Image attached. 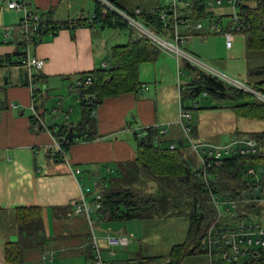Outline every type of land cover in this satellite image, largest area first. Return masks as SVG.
<instances>
[{
	"label": "crops",
	"instance_id": "obj_1",
	"mask_svg": "<svg viewBox=\"0 0 264 264\" xmlns=\"http://www.w3.org/2000/svg\"><path fill=\"white\" fill-rule=\"evenodd\" d=\"M11 1L0 0V58L10 56L0 66V83H3L0 85V264H16L8 261L6 246L20 239L16 222L18 208L40 207L46 234L53 228L57 232L73 218L83 216L73 214L74 203L82 194L92 197L94 192H100L101 186L98 187L106 169L137 158L145 129H160L173 143L186 137L179 123L183 111L182 86L186 79L180 71V58L171 51L162 50L154 60L140 64L138 92L106 97L90 115L92 128L86 129L95 131L98 138L78 140L63 159L55 158L59 147L53 130L64 123L79 125L89 114V106L75 92L74 84L81 74L104 67V63L111 61L112 48L129 43L137 33L125 26L92 22L98 0H26L33 10L52 12L55 26L58 25L32 44L31 55L44 59L45 66L40 71H30L18 62L19 52L23 50V39L18 32L22 13L8 7ZM210 1L205 10L208 30H204V26L191 27L189 23L180 25L182 48L185 41L193 42V52L185 50L200 57L212 55L213 50L205 41H193L195 36L202 39L214 36V12L216 14L220 7H212ZM192 2L126 0L125 4L145 14L176 4L181 16H189ZM217 17L216 23L223 28L232 27ZM7 28L9 37L6 36ZM226 48L231 49L227 43ZM244 73L248 74V69ZM39 90L44 100L39 115L51 131L33 121L35 95ZM64 94H68L64 99V111L55 116L53 112L57 111ZM50 95L58 100L52 111L47 106ZM192 113L196 143L224 144L246 137L248 133L264 131L263 119L241 117L230 106L199 108ZM188 149L197 153L192 144ZM78 169L81 170L79 174L76 173ZM90 183L97 185L94 192L89 190ZM64 216L71 219L58 218ZM88 249L87 246L81 253L91 257L93 251Z\"/></svg>",
	"mask_w": 264,
	"mask_h": 264
},
{
	"label": "trees",
	"instance_id": "obj_2",
	"mask_svg": "<svg viewBox=\"0 0 264 264\" xmlns=\"http://www.w3.org/2000/svg\"><path fill=\"white\" fill-rule=\"evenodd\" d=\"M116 7L141 21L154 32L167 38L175 35V20L172 19L168 27H165L161 17L163 8H158L150 14L137 13L136 10L127 8L126 0H108ZM237 5L239 21H233L230 29L225 31L241 32L246 36V49L248 61V75L256 79L245 82L254 90L264 94V64H250L251 52L264 54V0H240ZM95 12L96 22H102L107 26H128L120 17L110 13L103 16L104 5L98 3ZM208 0H193L189 16L179 17L186 19L189 26L195 27L196 23L206 18L205 13ZM44 24L55 25L52 12L42 11ZM204 15V16H203ZM219 23V22H218ZM67 25V24H66ZM64 25V26H66ZM240 25V30H237ZM58 27V25H56ZM55 26V29L57 28ZM54 28V26H53ZM52 28V29H53ZM19 29L20 38L24 37ZM55 31V30H54ZM181 34V33H180ZM182 35V34H181ZM163 49L150 39L134 34L132 40L125 45H117L112 48L111 65L109 67L97 68L91 72L83 73L80 78L91 77L93 82L90 86H84L80 92V98L89 106L87 119L79 125L64 123L54 135L60 143V148L55 153V158L63 159L70 146L78 140H93L98 138L97 133L90 132L93 122L88 119L93 111L106 97H115L129 92H138L141 87L139 82V66L141 63L154 60ZM189 52V51H188ZM263 53V54H262ZM24 53L19 52V63H22ZM10 56L0 58V66L9 60ZM258 59L264 60V56ZM180 71L186 78L182 86V108L186 111H196L199 108H218L230 106L235 109L239 116L257 118L264 120V100L253 94L229 83L217 74H214L202 66L187 58H180ZM35 108L40 110L42 102L40 90L36 91ZM92 96L96 98L92 100ZM214 100L211 104H203L204 100ZM229 100V104L218 105V101ZM205 102V101H204ZM197 105V106H196ZM35 125H41L38 118L34 116ZM95 125V122H94ZM192 138L195 137L193 118L188 122ZM89 127L90 129H86ZM81 131H89L80 133ZM144 141L139 142L138 156L134 160L119 163L112 169H106V174L101 181L100 208L96 211L97 220H151L166 216L172 210L182 206V200L187 201L186 206L190 208L189 230L186 242L176 246L170 258V264H181L182 257L195 253L200 249V240L211 219L214 218V205L211 202V192L214 186H220L223 190L231 189L247 182H253L254 177L247 175V167L257 166L264 169V157H231L220 167L209 169L212 173L211 189L203 178V167L200 159L190 149V141L184 137L183 145L167 139L166 134L160 129L149 127L145 129ZM246 137L256 139L264 146V131L248 133ZM259 176L257 189L264 195V170ZM94 201V200H93ZM173 211L179 214L180 211ZM16 222L20 239L18 242L7 243L6 253L9 262L23 264L24 253L31 248H43L46 245L45 222L40 207H20L16 210ZM171 213V214H172ZM70 217V216H69ZM68 221V217H58ZM91 237V234H90ZM189 244V251L187 248ZM92 252V249L89 248ZM91 260L93 255L90 257ZM161 257H152L157 259ZM166 259V257H164ZM151 259V258H150ZM163 259V258H161Z\"/></svg>",
	"mask_w": 264,
	"mask_h": 264
},
{
	"label": "built area",
	"instance_id": "obj_3",
	"mask_svg": "<svg viewBox=\"0 0 264 264\" xmlns=\"http://www.w3.org/2000/svg\"><path fill=\"white\" fill-rule=\"evenodd\" d=\"M100 1L107 10H112L118 15L124 22L128 24L131 30L138 35L150 39L153 43L160 46L163 50L171 51L175 53L179 58H187L194 63L198 64L196 57L186 50H182L181 42L182 35L180 34V25L188 24L186 19H182L178 14V7L176 4L163 8L161 11V17L165 27H168L172 19L175 20V35L174 37L167 38L145 26L141 21L121 10L113 5L108 0ZM224 0H211L209 4L212 7L221 5ZM241 3L240 0H229V4L237 5ZM10 9L17 10L22 13V19L20 27L22 28V35L24 37L25 44L23 45L22 64L26 66L30 71H40L45 66V60L31 55V46L35 44L38 38L44 34L52 32L55 29V25L44 24L42 19V13L33 10L31 3L26 0L8 3ZM107 10L103 11V16H107ZM92 22H96V14L91 17ZM233 21H239V11L233 14ZM54 26V28H53ZM197 28H202L201 22L196 23ZM53 28V29H52ZM213 31L216 33L224 34L226 37V43L228 48H232L234 33L223 30V27L218 23L212 24ZM241 26L237 25V30H240ZM6 36H10V31L7 28ZM110 62L104 63V67H109ZM199 65V64H198ZM213 73V72H212ZM217 74V73H214ZM219 75V74H217ZM229 83L253 94L255 97L264 100V94L254 90L248 86L245 82H240L232 79H225ZM93 80L91 77L80 78L74 84V90L78 95L84 86H90ZM148 89V87H145ZM96 97L92 96V100ZM197 106V105H196ZM35 107V106H34ZM60 113L64 111V101H60L58 109ZM35 116L38 121L42 123V126L47 130L51 129L49 126H45L42 117L39 115V111L34 109ZM193 118L192 111L183 110L180 115V124L184 128L187 139L193 145L194 150L200 159V163L203 167V178L207 186L211 189V177L212 173L208 171L214 167L222 166L227 159L231 157H264V146H261L256 139L251 137L238 138L224 144H216L212 142H198L196 143L191 136L188 122ZM56 143L60 148V143L56 139ZM176 144H172V149ZM259 169H263L257 166H248L247 175L254 177L253 182H247L239 186H233L231 189L223 190L219 185L214 186V192H211V202L214 205L215 216L210 220L206 230L200 240V249L205 251L210 256V264H264V195L255 186H259ZM264 170V169H263ZM81 170H76V173H80ZM80 199L74 203L75 215H83L93 225L94 219L97 220L96 211L100 208L99 201L101 200V192H95L92 197L82 194ZM94 200V201H93ZM93 227V226H92ZM92 243L90 246L93 251L92 264H110L109 261L103 256V246H100L97 236L92 232ZM106 248L114 247H127L131 243V238L127 234L109 232L104 235ZM110 255H115L114 250L108 251ZM218 258L217 261L215 258ZM43 259L46 264H50L54 261V253L44 255ZM169 262V261H168Z\"/></svg>",
	"mask_w": 264,
	"mask_h": 264
},
{
	"label": "rangeland",
	"instance_id": "obj_4",
	"mask_svg": "<svg viewBox=\"0 0 264 264\" xmlns=\"http://www.w3.org/2000/svg\"><path fill=\"white\" fill-rule=\"evenodd\" d=\"M215 7L220 8L216 10L217 15L214 12V22H217V16H219L225 25H232L233 14L238 11V8L229 4V0H224L221 5H216ZM105 10H107L106 7ZM107 12L108 15L113 13L118 17L112 10H107ZM219 12H223V15H220ZM201 24L204 26V30L209 29L208 18H202ZM212 33H214V36H208L206 39H202L200 36L193 38L194 42L200 43V41H205L209 45V48L213 49L211 50L212 55L207 57H200L191 53L196 57L195 59L199 66H202L210 72L217 73L225 79L237 80L243 83L248 81L256 82V79L244 73L248 69V65L246 64L248 62L246 58L247 50H245L246 36L241 32H235L233 46L231 49H227L224 34L216 33L215 31ZM185 43L182 50L189 49L193 52V42L185 41ZM232 56H235V58L232 59ZM261 56H264V54L261 55V53L251 52L249 56L250 64H264V60L258 59ZM207 59L210 61H207ZM184 79L186 78L184 77ZM0 85H3V83H0ZM1 92L2 89L0 86V97ZM63 96V100L60 99L61 101L67 99L68 94H64ZM57 101L54 96L50 95L47 101V106L50 108V111L54 107H57ZM204 101L203 104L206 105L211 104L212 101L214 102L211 98ZM228 101H218L216 104H229ZM76 107L80 111L79 106ZM53 114L58 116L59 111H54ZM96 188L97 185L95 183H90V191L94 192ZM186 204L187 201L183 199L182 206L177 208L180 211L179 214L172 213L175 209L171 211L172 214L170 213L166 216L148 221L134 219L102 220L100 222L94 219L92 225L85 216L73 218L72 220H70L71 217H68L70 221L62 225L57 232L53 228L50 234H46L47 242L43 248H31L25 251L23 264H46L43 257L51 253H54V261L50 264H92L91 258L81 253L87 246L91 248L90 243H92L93 238L92 236L90 237V234L92 235V232L97 236L100 246H103V256L110 264H170L169 260L171 259L167 257L171 255L176 246L186 242L188 235L190 208ZM262 206L264 207V205ZM109 232L129 235L131 238L130 245L127 247H114L113 249L106 248L104 235ZM57 235L59 237H56ZM189 244L187 243L186 245L188 251ZM110 250H114L115 255H110L108 252ZM152 257H161L163 259L157 258L155 260ZM182 258L181 264H210V256L205 251L199 249L195 253ZM217 259L216 257L215 260L217 261Z\"/></svg>",
	"mask_w": 264,
	"mask_h": 264
},
{
	"label": "water",
	"instance_id": "obj_5",
	"mask_svg": "<svg viewBox=\"0 0 264 264\" xmlns=\"http://www.w3.org/2000/svg\"><path fill=\"white\" fill-rule=\"evenodd\" d=\"M0 8H1V7H0ZM145 136H146V133H143V134L141 135V142L144 141V137H145ZM180 144L183 145V141H182V140L180 141ZM259 172L262 173V172H263V169H259Z\"/></svg>",
	"mask_w": 264,
	"mask_h": 264
}]
</instances>
